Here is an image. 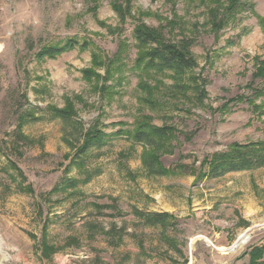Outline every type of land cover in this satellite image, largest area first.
Masks as SVG:
<instances>
[{"label":"rangeland","instance_id":"obj_1","mask_svg":"<svg viewBox=\"0 0 264 264\" xmlns=\"http://www.w3.org/2000/svg\"><path fill=\"white\" fill-rule=\"evenodd\" d=\"M235 1L227 13L232 0H0V264H249L264 245V167L214 178L203 166L264 141V0ZM140 26L190 41L193 68L143 69ZM144 120L172 133L75 158L89 131Z\"/></svg>","mask_w":264,"mask_h":264},{"label":"trees","instance_id":"obj_2","mask_svg":"<svg viewBox=\"0 0 264 264\" xmlns=\"http://www.w3.org/2000/svg\"><path fill=\"white\" fill-rule=\"evenodd\" d=\"M237 5L235 0H232L226 12L231 13ZM218 22H220L218 20ZM259 25L264 32V19H259ZM133 37L137 45L142 48L143 54L137 60L142 64L145 70H153L156 72L168 71L173 73L177 78L183 77L185 72L192 69L194 60L189 52L191 42L185 39L179 41H170L163 37L158 31L140 26L135 28ZM78 42L75 40H67L60 46H47L41 48L36 57L40 60L43 58L54 59L58 55L75 48ZM85 47V43L81 45ZM254 107V106H253ZM255 109V108H254ZM56 118L61 119L64 124H67L69 115L63 112L54 111ZM75 130V128L73 127ZM172 129L168 127H155L147 120L139 122L137 127L131 131L120 128L118 131L107 134L100 129H93L86 134L87 139L79 148V153L76 159L82 157L92 148H99L104 146L111 137L126 136L132 141L139 144H146L148 146L158 145L160 142L166 140ZM145 165L156 173L163 174L164 170L159 168L156 159L149 157L145 160ZM207 166V172L204 176L220 177L231 172L249 171L264 167V141L253 142L247 144H232L226 151L214 153L209 158L204 160L203 166ZM157 167L159 169H157ZM75 181L66 180L63 187L73 188ZM167 215L163 214H148L144 217L145 222L149 226H156L164 224ZM264 245L254 247L249 251V264H264V261L258 262L263 258Z\"/></svg>","mask_w":264,"mask_h":264},{"label":"bare ground","instance_id":"obj_3","mask_svg":"<svg viewBox=\"0 0 264 264\" xmlns=\"http://www.w3.org/2000/svg\"><path fill=\"white\" fill-rule=\"evenodd\" d=\"M249 237L247 234L241 235L238 239V241L235 242V244L229 249V251H233L236 248L241 247L242 245L246 244ZM222 248V247H221ZM220 251H227L224 248L220 249Z\"/></svg>","mask_w":264,"mask_h":264}]
</instances>
